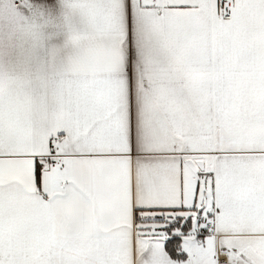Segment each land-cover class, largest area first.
<instances>
[{
    "label": "snow or ice",
    "instance_id": "snow-or-ice-1",
    "mask_svg": "<svg viewBox=\"0 0 264 264\" xmlns=\"http://www.w3.org/2000/svg\"><path fill=\"white\" fill-rule=\"evenodd\" d=\"M0 264H264V0H0Z\"/></svg>",
    "mask_w": 264,
    "mask_h": 264
}]
</instances>
